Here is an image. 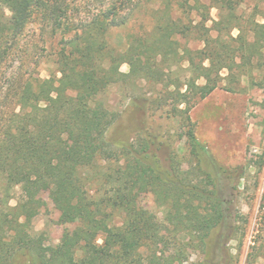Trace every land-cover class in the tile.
<instances>
[{
    "label": "trees",
    "instance_id": "1",
    "mask_svg": "<svg viewBox=\"0 0 264 264\" xmlns=\"http://www.w3.org/2000/svg\"><path fill=\"white\" fill-rule=\"evenodd\" d=\"M81 1L0 0V65L9 56L10 44L36 15L50 18L54 33L74 34L55 62L58 73L46 80L29 77L15 82L13 103L19 110L7 113L0 123V176L4 183L0 264H16L19 258L22 264H162L166 259L158 256V243L174 249L168 264L187 260L189 250L205 253L215 230L225 224L221 183L234 173L218 166L198 139L190 113L199 100L220 87L222 70L228 71L230 82L246 76L254 86H264L253 76L255 69H264V23L249 22L245 28L256 40L248 43L245 29L234 25L238 2L213 0L227 11L225 29L223 18L214 21L218 32L214 38L207 26L210 8L201 0H160L150 38L138 39L136 47L130 43L127 51L134 48L138 54L129 57L127 51L109 48L107 35L127 24L128 17H119L123 11H135L153 0H114L77 27L70 14ZM194 13L202 14L198 24L192 21ZM236 28L240 33L234 38L232 30ZM223 32L239 45H229ZM193 33L204 47L195 51L174 47L172 64L178 65L184 57L190 75L169 86L174 88L169 93L174 100L169 118L178 122V137L185 140L188 154L168 151L162 156L166 145L153 134L138 135L131 144L109 141L107 133L118 115L102 100L108 89L132 73L163 82L161 65L163 58L167 63L168 53L159 61L160 55H154L156 42L175 40L180 48L177 38ZM253 58L258 61L254 63ZM123 64L131 66L128 74L121 72ZM200 79L204 84L198 83ZM228 90L236 91L233 87ZM17 188L21 196L10 206ZM45 188L55 190L58 210L78 219L79 226L69 239L81 243L80 257L71 247L44 248L36 238V203ZM145 195H152L162 210L160 221L139 208ZM119 216L123 221L117 226L114 220Z\"/></svg>",
    "mask_w": 264,
    "mask_h": 264
},
{
    "label": "rangeland",
    "instance_id": "2",
    "mask_svg": "<svg viewBox=\"0 0 264 264\" xmlns=\"http://www.w3.org/2000/svg\"><path fill=\"white\" fill-rule=\"evenodd\" d=\"M112 1L114 0H82L79 6L71 9L72 22L80 27L81 21L99 14ZM201 2L210 8L207 26L212 28L211 36L216 38L218 32L214 30V21L223 18L222 27L225 29L227 11L222 10L213 0ZM236 2L239 5L236 7L237 20L234 25L243 27L246 40L252 43L256 40L255 34L245 27L249 22L264 23V0ZM161 6L160 0H153L143 3L135 11H123L119 17H128L129 20L126 25L110 30L107 35L109 48L125 53L129 50L130 43H134L133 46L136 47L138 39L150 38L155 26L154 11ZM201 17L202 14L194 13L193 23L198 24L202 21ZM52 28L50 18L36 15L22 35L10 44L9 56L0 65V123L6 119L7 113L19 110L13 103L15 82H25L29 77L46 80L52 73H58L55 62L64 43L74 34L54 33ZM224 32L223 38L229 45H239ZM239 33L237 28L232 30L234 38ZM195 36L193 33L189 37H178L180 48L177 44L175 46V40L168 43L156 42L154 55H160L159 61L162 60V54L166 51L168 53L165 58L168 59L167 63L163 58L161 65L165 75L163 82L143 79L137 73H132L108 89L102 100L118 115L117 121L107 133L109 141L131 144L138 135L153 134L166 145L165 150L160 153L162 156L168 151H176L180 156L188 154L185 140L180 141L178 137L181 133L178 122L169 118L173 115L174 107V100L169 94L174 88L169 86L184 82L189 77V63L184 57L178 65L172 64L173 49H202L204 43ZM128 54L129 57H136L138 52L133 48ZM257 58H253L254 63L258 61ZM208 65L209 62H205V66ZM120 69L122 73L128 74L131 66L123 64ZM246 69L249 70V67ZM234 72L238 73L237 69ZM220 75L223 78L220 87L206 99L199 100L190 116L198 139L207 146L218 166L234 173L233 179L226 181L224 177L221 183L224 187L222 196L226 201V220L224 226L216 229L209 239L205 253L189 250L187 260L174 264H264V86H254L253 81L246 76L239 78L237 82H230L227 70H222ZM253 76L257 83L264 84V69H255ZM204 82V79L198 81L199 84ZM232 87L236 89L235 92L228 90ZM183 107L184 105L181 106ZM184 168L187 169L186 166ZM228 186L233 188H227ZM3 187L0 176V196H3ZM20 196L17 188L12 193L9 205L15 206ZM55 198L53 188L43 190L36 203L38 215L33 220V231L42 247H71L80 257L81 243L69 239L70 234L79 226V221L58 210ZM139 206L156 221L162 219L163 212L156 206L152 195L142 196ZM122 221L123 218L119 216L114 224L120 226ZM229 235L231 239L228 240L226 237ZM223 241L224 244L226 241V246ZM99 243H102L101 239ZM157 246L158 256L166 259L162 264H168L167 258L174 253V249L164 247L163 243H158ZM15 263L22 264L24 261L19 258Z\"/></svg>",
    "mask_w": 264,
    "mask_h": 264
},
{
    "label": "flooded vegetation",
    "instance_id": "3",
    "mask_svg": "<svg viewBox=\"0 0 264 264\" xmlns=\"http://www.w3.org/2000/svg\"><path fill=\"white\" fill-rule=\"evenodd\" d=\"M225 246L227 245V243L224 244Z\"/></svg>",
    "mask_w": 264,
    "mask_h": 264
}]
</instances>
